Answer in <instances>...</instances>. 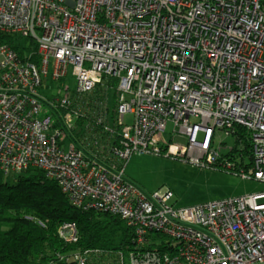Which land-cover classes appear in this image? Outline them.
Segmentation results:
<instances>
[{
	"label": "built area",
	"instance_id": "1",
	"mask_svg": "<svg viewBox=\"0 0 264 264\" xmlns=\"http://www.w3.org/2000/svg\"><path fill=\"white\" fill-rule=\"evenodd\" d=\"M0 34L24 47L0 43L5 177L41 171L78 210L119 217L133 237L128 264H264V193L180 207L126 175L141 153L228 167L213 139L236 141L241 129L251 154L238 153L236 172L264 185V0H0ZM104 79L116 84L98 124L114 106L104 132L116 142L91 155L66 129L79 116L73 97ZM59 236L75 243L76 225ZM99 253L70 261L92 264ZM116 258L125 264L123 252Z\"/></svg>",
	"mask_w": 264,
	"mask_h": 264
},
{
	"label": "trees",
	"instance_id": "2",
	"mask_svg": "<svg viewBox=\"0 0 264 264\" xmlns=\"http://www.w3.org/2000/svg\"><path fill=\"white\" fill-rule=\"evenodd\" d=\"M0 43L9 44L20 54L24 49L18 37L0 34ZM115 84L104 79L92 93L73 97L71 108L79 116L74 118L66 133L68 139L80 148L84 147L87 154L103 152L106 155L109 152L108 143L113 145L116 142L115 137L104 132V126L109 125L110 120L114 124V106L109 108L111 119L103 125L98 124L106 109L108 88ZM67 113L61 110V116ZM57 115L59 118L60 113L57 112ZM247 138L244 130L240 129L233 151L224 158L235 162L236 153L250 156ZM94 142H97L96 146H93ZM66 223L76 225L78 240L75 243L67 244L59 236L61 227ZM149 248L163 249L155 244ZM133 250L132 232L119 217L78 210L71 205L58 184L41 171L31 170L14 177H5L0 171V264H74L70 261L72 255L95 251L100 253L92 258V264H118L116 255L120 251L125 255V264H128L127 255ZM63 258H68V262Z\"/></svg>",
	"mask_w": 264,
	"mask_h": 264
},
{
	"label": "rangeland",
	"instance_id": "3",
	"mask_svg": "<svg viewBox=\"0 0 264 264\" xmlns=\"http://www.w3.org/2000/svg\"><path fill=\"white\" fill-rule=\"evenodd\" d=\"M73 89L76 83L73 78L66 80ZM60 86L61 83H58ZM130 124V117L126 118ZM172 130L169 125L168 131ZM202 134L199 140H202ZM213 147L222 150L220 156H224L234 147L235 141L221 135H215ZM231 153V152H230ZM238 164V153L234 154ZM226 158V157H225ZM250 160L245 158L244 164L248 165ZM228 162H216V167L196 166L182 160L137 154L129 161L126 172L135 176V184L146 194L156 192H171L174 202L180 207H193L210 202L225 200L236 197H246L264 193V185L254 180H248L238 174L237 166L233 162L227 167ZM230 167L235 168L229 169ZM128 262V259L126 260Z\"/></svg>",
	"mask_w": 264,
	"mask_h": 264
},
{
	"label": "crops",
	"instance_id": "4",
	"mask_svg": "<svg viewBox=\"0 0 264 264\" xmlns=\"http://www.w3.org/2000/svg\"><path fill=\"white\" fill-rule=\"evenodd\" d=\"M126 175L132 182L135 183V181H134L135 176H133L132 174H128L127 172H126Z\"/></svg>",
	"mask_w": 264,
	"mask_h": 264
}]
</instances>
